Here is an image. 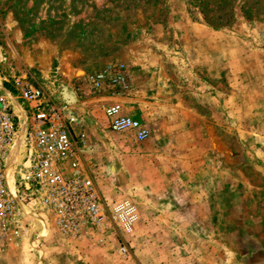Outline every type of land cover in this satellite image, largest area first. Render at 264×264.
Returning <instances> with one entry per match:
<instances>
[{
  "label": "rangeland",
  "instance_id": "rangeland-1",
  "mask_svg": "<svg viewBox=\"0 0 264 264\" xmlns=\"http://www.w3.org/2000/svg\"><path fill=\"white\" fill-rule=\"evenodd\" d=\"M0 59L6 89L23 78L67 106L100 194L137 213L102 247L26 217L0 264H264V0H0ZM107 67L124 88L91 91ZM109 102L143 142L109 131Z\"/></svg>",
  "mask_w": 264,
  "mask_h": 264
},
{
  "label": "built area",
  "instance_id": "built-area-1",
  "mask_svg": "<svg viewBox=\"0 0 264 264\" xmlns=\"http://www.w3.org/2000/svg\"><path fill=\"white\" fill-rule=\"evenodd\" d=\"M120 69L107 67L90 75L91 91H101L105 84L124 88L125 75ZM5 82L0 81V240L20 242L27 233L26 217L42 218L69 242L97 247L117 230L131 234L136 208L128 199L108 201L102 197L94 170L83 159L82 135L75 141L71 134L67 106L23 78L11 79L7 85L12 90L2 87ZM14 105L20 107L24 118L15 113ZM102 113L110 132L131 134L137 142L148 137V130L119 104L103 106ZM19 136L8 184V156ZM116 253L127 257L125 244L118 245Z\"/></svg>",
  "mask_w": 264,
  "mask_h": 264
},
{
  "label": "crops",
  "instance_id": "crops-1",
  "mask_svg": "<svg viewBox=\"0 0 264 264\" xmlns=\"http://www.w3.org/2000/svg\"><path fill=\"white\" fill-rule=\"evenodd\" d=\"M2 87L5 88L4 84L2 85ZM67 95H69V94H66V95H65V99H66V100H68L67 97H66ZM71 97H72V96H71ZM68 101H70V100H68ZM72 101H73V97H72ZM72 101H71V102H72ZM107 104H111V103L109 102V103H107ZM124 113L130 116V114L127 113L125 110H124Z\"/></svg>",
  "mask_w": 264,
  "mask_h": 264
},
{
  "label": "bare ground",
  "instance_id": "bare-ground-1",
  "mask_svg": "<svg viewBox=\"0 0 264 264\" xmlns=\"http://www.w3.org/2000/svg\"><path fill=\"white\" fill-rule=\"evenodd\" d=\"M16 111V110H15ZM12 148V147H11ZM11 150V149H10ZM9 172H11V171H9ZM5 175H6V172H5ZM6 179H7V182H8V178H7V175H6Z\"/></svg>",
  "mask_w": 264,
  "mask_h": 264
}]
</instances>
